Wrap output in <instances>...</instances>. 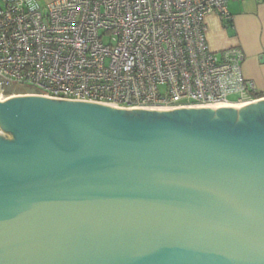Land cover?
I'll use <instances>...</instances> for the list:
<instances>
[{
	"label": "water",
	"instance_id": "obj_1",
	"mask_svg": "<svg viewBox=\"0 0 264 264\" xmlns=\"http://www.w3.org/2000/svg\"><path fill=\"white\" fill-rule=\"evenodd\" d=\"M0 264H264V98H0Z\"/></svg>",
	"mask_w": 264,
	"mask_h": 264
},
{
	"label": "built area",
	"instance_id": "obj_2",
	"mask_svg": "<svg viewBox=\"0 0 264 264\" xmlns=\"http://www.w3.org/2000/svg\"><path fill=\"white\" fill-rule=\"evenodd\" d=\"M242 1L0 0V98L144 110L254 102L242 51L207 42L206 17L229 27L228 4Z\"/></svg>",
	"mask_w": 264,
	"mask_h": 264
},
{
	"label": "crops",
	"instance_id": "obj_3",
	"mask_svg": "<svg viewBox=\"0 0 264 264\" xmlns=\"http://www.w3.org/2000/svg\"><path fill=\"white\" fill-rule=\"evenodd\" d=\"M41 4L54 0H38ZM231 16L225 27L215 14L206 17L207 42L213 52L237 47L243 53L242 72L253 82L259 98H264V0L228 4Z\"/></svg>",
	"mask_w": 264,
	"mask_h": 264
},
{
	"label": "flooded vegetation",
	"instance_id": "obj_4",
	"mask_svg": "<svg viewBox=\"0 0 264 264\" xmlns=\"http://www.w3.org/2000/svg\"><path fill=\"white\" fill-rule=\"evenodd\" d=\"M14 91H16V92H22V91H23V89H21V88H18V89H15Z\"/></svg>",
	"mask_w": 264,
	"mask_h": 264
},
{
	"label": "rangeland",
	"instance_id": "obj_5",
	"mask_svg": "<svg viewBox=\"0 0 264 264\" xmlns=\"http://www.w3.org/2000/svg\"><path fill=\"white\" fill-rule=\"evenodd\" d=\"M229 99H230V100H233V98H232V97H229Z\"/></svg>",
	"mask_w": 264,
	"mask_h": 264
},
{
	"label": "trees",
	"instance_id": "obj_6",
	"mask_svg": "<svg viewBox=\"0 0 264 264\" xmlns=\"http://www.w3.org/2000/svg\"><path fill=\"white\" fill-rule=\"evenodd\" d=\"M257 98H259V95H257Z\"/></svg>",
	"mask_w": 264,
	"mask_h": 264
},
{
	"label": "bare ground",
	"instance_id": "obj_7",
	"mask_svg": "<svg viewBox=\"0 0 264 264\" xmlns=\"http://www.w3.org/2000/svg\"><path fill=\"white\" fill-rule=\"evenodd\" d=\"M2 99V98H1ZM3 100V99H2Z\"/></svg>",
	"mask_w": 264,
	"mask_h": 264
}]
</instances>
